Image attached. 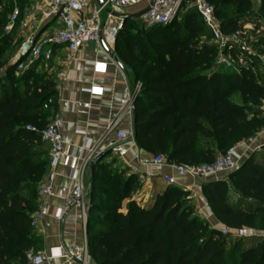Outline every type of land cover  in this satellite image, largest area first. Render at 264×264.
<instances>
[{
	"label": "trees",
	"instance_id": "trees-1",
	"mask_svg": "<svg viewBox=\"0 0 264 264\" xmlns=\"http://www.w3.org/2000/svg\"><path fill=\"white\" fill-rule=\"evenodd\" d=\"M26 1L18 0L21 11ZM206 1L224 34L241 30L252 18L260 19L262 35L257 45L264 48V0L257 11L251 0ZM2 2L0 264H28L24 253L42 245L32 221L38 211V185L49 161L41 130L50 120L57 92L53 77L36 74L39 62L17 72L21 59L8 65L1 60L5 45L11 44L5 27L13 10L12 3ZM177 19L145 27L134 36L117 34L115 53L132 82L141 84L134 100L138 149L151 156L163 155L174 165H203L264 127V119L257 114L264 101V74L257 58L237 48L231 56L241 53L245 67L216 66V47L201 40L211 32L198 11L185 8ZM232 94L242 104L230 101ZM49 98L51 106L43 108ZM101 160L92 171L90 202L106 174ZM107 177L103 184L109 196L102 211L107 218L93 220L97 206L87 212L88 254L96 264H264V238L232 245L227 256L229 234L222 235L197 215L189 191L167 184L142 206L134 196L140 190L135 174L109 173ZM201 193L221 227L264 233V159L256 152L232 170L228 180L203 183ZM123 201H127L124 209Z\"/></svg>",
	"mask_w": 264,
	"mask_h": 264
},
{
	"label": "built area",
	"instance_id": "built-area-1",
	"mask_svg": "<svg viewBox=\"0 0 264 264\" xmlns=\"http://www.w3.org/2000/svg\"><path fill=\"white\" fill-rule=\"evenodd\" d=\"M139 1L141 0H102V3L99 4L96 0H37L22 11L18 7H14L9 15L5 31L9 32L16 25L21 29L24 40L13 59L20 58L25 44L30 46L28 53L19 61L16 71H22L36 62H50L53 58L54 49L58 47H63L68 53L73 54L89 41L99 42V33L102 39H115L123 20L115 17L113 13L122 14L125 9L136 5ZM147 1L149 2L150 0ZM185 1L188 2V8L192 7L198 11L211 32L218 51L215 59L216 66L232 68L233 57L231 56V51L234 48L240 49L252 57L249 48L241 49V46L244 45L242 41L246 30L254 26L253 23L246 22L242 25L241 30L229 35L224 34L220 29L213 7L206 0H154L148 11L139 18L145 22L146 27L167 24L177 17L180 7ZM112 20H118L120 24L113 26ZM50 26L52 28H49ZM238 55L241 58L239 60L245 64L242 54L239 53ZM110 60L115 64L112 57ZM258 60L261 64L260 72L264 74V56ZM92 63L96 64V62ZM238 69L236 68L235 70ZM51 73L52 69H48L47 74L50 75ZM140 88L141 84L139 82H132L121 100L120 110L106 125L99 138L97 140L84 139L80 147V150L85 152L81 168L77 170L71 163L69 177L74 184L63 198L62 207L57 211L56 218L61 220L62 215L66 211L78 206L84 216V244L77 246L74 243H61L55 246L53 251L48 254L42 251L33 252L32 250H27L24 253V257L28 264H54L53 260L55 259H59L61 264H69L71 262L89 264L86 239V204L88 202L87 194L89 188L86 189L84 185L83 174L86 166L100 153H104L105 156L110 152L119 158H123L130 148H138L132 134V128L124 130L119 127V124L125 115H131L134 100ZM89 91L93 92L91 89ZM52 102V98H49L43 104V108L50 107ZM78 107L88 110L90 104L79 102ZM259 108L264 112V101ZM41 138L48 145L49 161L47 171L38 185V211L34 214L32 221L34 229L41 225V208L49 198L54 196L59 164L62 160L67 161L70 157H72L73 161L77 156V154L70 155L64 147L60 131V120L57 116L52 117L41 130ZM239 144L229 148L225 154L218 155L213 162L203 165L170 164L163 155L140 156L137 154L134 157V161L137 165L148 167L151 171L160 170L164 166L171 167L174 174L164 175L163 179L166 184H176L177 179L185 176L196 180L207 174L231 172L236 167L234 151ZM130 170L131 174L137 176L140 187L146 184L150 173L143 175L136 165H131ZM219 230L222 235L229 234V230L225 227H220Z\"/></svg>",
	"mask_w": 264,
	"mask_h": 264
},
{
	"label": "crops",
	"instance_id": "crops-1",
	"mask_svg": "<svg viewBox=\"0 0 264 264\" xmlns=\"http://www.w3.org/2000/svg\"><path fill=\"white\" fill-rule=\"evenodd\" d=\"M36 1L31 0V3L23 10ZM143 1L144 5L142 8H145L149 2L147 0ZM251 1L252 5L255 3L259 6L260 4L259 0ZM253 9L254 11L258 10V8ZM136 12L138 10L133 11V13ZM249 22H252L254 27L257 26L256 23L258 22L259 26L262 27L260 19L252 18ZM103 42L110 48L111 54L105 50L100 42L89 41L73 54L68 53L63 47L54 49L53 58L50 61L54 66L52 67V74L54 73L53 79L57 96L56 105L50 107V114L47 118L51 119L54 116L59 118L64 147L70 155L77 154V156L73 161L72 157H70L67 161L62 160L59 164L54 196L49 198L40 210L42 221L41 225L35 228V232L41 238L40 251L47 254L61 243H74L77 246L84 244V216L82 210L78 206H74L62 215L61 220L56 218V213L62 207L63 198L74 184L69 177L71 163L77 170L82 166L85 152L80 150V147L84 139L97 140L99 138L106 125L120 110L121 100L132 83L130 76L123 73L110 60L113 54H116L114 50L115 39H103ZM92 62H96V64ZM90 89L93 92H90ZM79 102L89 103L90 108L88 110L80 109L78 107ZM119 127L124 130L132 128L131 115H125L120 121ZM263 146L264 127L255 136L243 140L236 147L234 151L236 167H239L251 153L258 151ZM137 154L140 156H151L145 151L132 147L128 150L125 157L119 158L115 155L114 157L118 160L119 170L124 171L125 174H131V165H136L143 175L150 173L146 184L140 187V190L134 195L139 199V203L144 206L151 201L155 194L161 193L167 186L163 179L164 175H173L174 171L169 166H164L157 171H151L148 167L137 165L134 161V157ZM106 162H108V159L103 157L101 163ZM229 174L230 172L207 174L196 180L189 176L177 179L176 185L191 193L196 205L197 215L205 219L211 227L220 228L221 224L207 206L201 193V186L205 182L228 180ZM91 175L89 164L83 174L86 189L90 186ZM53 263L61 264L59 259L53 260ZM88 263L96 264L90 255ZM69 264L78 263L71 262Z\"/></svg>",
	"mask_w": 264,
	"mask_h": 264
},
{
	"label": "rangeland",
	"instance_id": "rangeland-1",
	"mask_svg": "<svg viewBox=\"0 0 264 264\" xmlns=\"http://www.w3.org/2000/svg\"><path fill=\"white\" fill-rule=\"evenodd\" d=\"M253 1H255V0H253ZM10 3H12L13 8L17 7L18 0H3V2L1 4L4 5V4H10ZM30 3H31V0H27L24 3V6H26ZM143 5H144V1L141 0L136 5H133L127 9H125L124 13L132 14L133 11H136V10L140 11L141 9H143L142 8ZM252 6H253V8H259V6H257L255 3ZM185 8H188V2L187 1L183 2L181 7H180L179 13L177 14V18H178L177 20L178 21L180 20ZM1 10H2V7H0V12H1ZM9 15H10V13L7 14V18H9ZM118 24H120V22L118 20H112L113 26H116ZM256 25H257L256 27L252 26L251 28L246 30V33L244 35V40L242 41V42H244V45L241 46V49H245V47H248L252 53V57L260 59L264 56V48L262 46L257 45V40L262 35V29H261L262 27L259 26L260 24L258 22L256 23ZM145 27H146L145 22L139 17L133 18V19L126 21V22L123 21V22H121L120 29L117 31L116 36L118 34V36L120 37V36H122L123 33H128V34H131L134 36V35L138 34L139 32L141 33ZM49 28H52V26H50ZM9 32L11 33L9 36V38H10L9 40H11V44L5 45V48L3 49V52L1 55V60L3 62H5L6 65H8L13 60L14 55L17 53V51L19 49V43H22V41L24 40L23 33L21 32V29L18 26H16V25L13 26ZM116 36H115V38H116ZM122 40H123V37L119 38V42H121V45H122ZM201 40L203 42H206L209 45L216 46V43L213 40V37L210 33H205V36H202ZM136 43H137V41H133V44H136ZM114 50H115V46H114ZM216 51H217V48H216ZM216 55H218V51H217ZM239 59H241L240 55H238L236 58H232L233 67L231 69L235 70L236 68L246 66V64H243ZM52 67H54L52 62L40 61L37 65L35 71H36V74H39V75L42 74L43 72H46V74H47V70L52 69ZM2 73H3L2 69H0V74H2ZM47 76H49L51 78L54 76V73L53 74L51 73L50 75L47 74ZM229 100L234 102V103H237V104H242V100L237 94L230 95ZM257 114H258L259 118L264 119V112L260 108L257 109ZM47 150H48V148H47ZM256 154L258 155V157L260 159H264V146L261 147L258 151H256ZM104 157H105V159H108V162L103 163L106 165L105 166L106 174L103 176L102 181L98 182L99 187H98V190H97V193L94 197L93 202H90L88 199V202L86 204L87 205L86 206V213L88 211H90V208H93L94 206L98 207L97 211H94L91 215L94 221L105 220L107 218L104 215V213H102V211L104 210V208L107 207L106 200H107L109 195L105 191L106 186L103 184V182H105L107 180V178H108L107 176L109 175V173L110 174L116 173L118 175L124 174V171L119 170L118 160L116 159V157H114V155L112 153L108 152ZM41 181L42 180H40V182ZM136 192L137 191L134 192V195L136 194ZM126 202L127 201L122 202V208L123 209L125 208ZM91 223H94V222L91 221ZM255 235H256V237H255ZM257 236H260V237H257ZM229 237L230 238L228 240V250L226 253L227 256H229V254H230L229 247H231L232 245L239 244L241 246L244 243H246L248 240H251V239L256 240L257 238L262 239V238H264V233L257 231V229L244 228L242 230H232V231L230 230L229 231ZM30 250H32L33 252H40L39 248L37 250L36 249H30Z\"/></svg>",
	"mask_w": 264,
	"mask_h": 264
},
{
	"label": "water",
	"instance_id": "water-1",
	"mask_svg": "<svg viewBox=\"0 0 264 264\" xmlns=\"http://www.w3.org/2000/svg\"><path fill=\"white\" fill-rule=\"evenodd\" d=\"M99 4L102 3V0H96ZM154 0H150L149 1V4L143 8L142 10L136 12V13H133V14H126V13H122V14H118V13H113L115 17L117 18H120L122 19L123 21H125L126 19H129V18H138L140 17L143 13H145L146 11H148L149 9V6L153 3ZM98 40L99 42L103 45V47L105 48V50L111 54V50L110 48H108L104 42H103V39H102V36L101 34L99 33L98 35ZM30 50V46L28 44H25L22 48V54L20 56L19 59H22L27 53L28 51ZM113 58V61L114 63L118 66V68L123 72L125 73L127 76H129V70L128 68L122 63V61L118 58V56L116 54H113L112 56ZM131 123H132V134H133V137H135L136 135V125H135V111H134V104H133V109L131 110ZM104 157V153H100L99 155L96 156V158L90 162V173L92 174V171H93V168H94V165L99 162L102 158Z\"/></svg>",
	"mask_w": 264,
	"mask_h": 264
}]
</instances>
